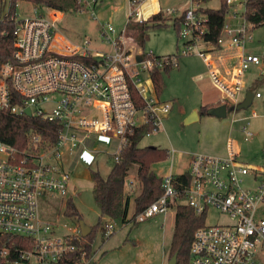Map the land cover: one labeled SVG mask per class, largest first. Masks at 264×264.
Listing matches in <instances>:
<instances>
[{"label":"built area","instance_id":"obj_1","mask_svg":"<svg viewBox=\"0 0 264 264\" xmlns=\"http://www.w3.org/2000/svg\"><path fill=\"white\" fill-rule=\"evenodd\" d=\"M76 1L77 12L90 11L97 20L94 7L99 0ZM211 1L186 0L176 18L179 55L156 56L142 55L140 49L136 53L127 45L128 22L144 21L138 0H128L126 24L119 33L111 22H97V38L79 42L58 33L62 12L33 6L31 14L21 15L16 4L14 12L8 5L2 14L0 0V22L12 24L7 34L13 41L11 58L0 63V112L27 117L29 110V118L57 125L54 141L31 134L22 149L0 141V264H92L78 225L60 236L58 224L41 217L39 200L67 198L71 176L65 158L74 152L92 153L103 140L112 147L105 153L114 163L141 126L158 131L171 104L156 95V70L174 69L178 56L196 55L219 92V105H225L227 113L239 111L236 107L248 90L244 74L251 67L264 68V50L259 56L244 50L255 29L247 19L248 5L257 0H222L228 12L215 45L203 37L205 11L214 9ZM227 59L235 60L231 67L225 66ZM262 97L253 92L252 100ZM256 116L253 112L238 119L245 122L240 128L245 141L253 137L247 126ZM234 147L227 138L223 157L191 155L183 172L189 182L182 193L174 184L175 175L166 173L161 177L162 196L135 218L141 223L178 204L205 219L210 210L224 218L212 225L204 221L194 232L188 264H264V170L242 164ZM127 186L131 190L133 184ZM113 221L103 220V239L114 233Z\"/></svg>","mask_w":264,"mask_h":264},{"label":"rangeland","instance_id":"obj_2","mask_svg":"<svg viewBox=\"0 0 264 264\" xmlns=\"http://www.w3.org/2000/svg\"><path fill=\"white\" fill-rule=\"evenodd\" d=\"M94 7V17L91 12H67L63 13L57 26L61 37L69 42H79L85 38L94 40L97 38V22H111L116 32H120L126 24L125 0H99ZM139 3L141 0H138ZM186 0H158L161 11L177 9L173 14L163 15L167 18L166 25L154 27L148 24L146 28L147 39L144 43V52L156 56L179 55L180 43L177 39V28L174 18H178ZM138 3V4H139ZM9 0H2V14H5ZM211 8H218V0L209 2ZM16 9L21 15L31 14L33 5L26 2H18ZM130 24L128 25V27ZM126 27V30L127 28ZM253 40L246 45L244 50L260 55L264 50V25L249 32ZM127 45L138 53L133 37L126 34ZM234 59L225 61L226 67H231ZM264 68L251 67L243 76L246 83L245 89L253 87L255 80L261 76ZM203 73L207 74V68L201 58L196 55L178 56L177 67L170 73L163 74L164 88L160 95L161 101L170 102V112L163 119L162 126L151 134L145 135L139 142V147L151 146L167 149L170 157L151 166V169L163 177L169 170L173 174L183 173L187 168V159L190 155L207 154L218 155L219 150L225 148L226 140L230 138L234 142V149L242 164L256 171L264 170V97L252 100L250 106L237 112L227 113L226 118L219 119L209 116L199 117L201 120L191 119V114L184 117V111L190 108L200 109V94H210L220 97L219 92L213 87L209 77L206 81L197 82L196 79ZM257 78V79H256ZM218 92V93H217ZM256 92L264 96V87L260 86ZM256 117L248 120V130L253 134L249 140H244L240 128L245 124L238 121L239 118ZM235 122H232V119ZM247 122V121H246ZM110 145L103 140L95 146L94 152L84 153L81 150L74 152L71 157L65 158V163L70 172L69 194L65 200H39L40 214L44 219L56 222L59 226L60 236L69 235L78 222L64 215L65 202L71 198L83 220L88 226L97 222L99 211L93 199V182L90 177V169L97 170L102 177L109 173L113 160L105 153L110 150ZM137 166L132 165L125 180V193L130 196L127 219L133 212V197L138 194L140 187L136 179ZM132 182L134 188L128 190L127 184ZM175 207L168 209L166 214L157 215L144 222L133 224L131 221L121 223L114 220V233L111 237L103 239L98 231L92 244V264H167L168 252L174 226ZM216 222H225V219L210 210L205 219L206 225Z\"/></svg>","mask_w":264,"mask_h":264},{"label":"trees","instance_id":"obj_3","mask_svg":"<svg viewBox=\"0 0 264 264\" xmlns=\"http://www.w3.org/2000/svg\"><path fill=\"white\" fill-rule=\"evenodd\" d=\"M18 2L30 3L35 7H47L62 13L77 12L79 9L76 0H9L11 12H14L15 5ZM138 3L136 2V4ZM227 12L228 8L222 0L218 9H208L205 11L208 18L206 32L203 35L205 41L213 45L216 44ZM247 19L255 25V28L264 25V0H257L248 5ZM166 20L167 18L159 12L139 23L128 22L126 27L129 24L130 26L127 28L126 34L133 37L142 55H145L144 43L145 39L148 38L146 35L148 24L153 23L154 27H161L166 25ZM174 25L178 29V21ZM11 30V23L0 22V63L8 61L11 58L13 41L12 37L7 34ZM170 71L172 69L165 68L161 71L156 70L152 74L153 85L158 97H160L164 88L163 74L168 75ZM260 86L264 87V73L258 80L254 81L253 87L248 90L256 92ZM134 100L139 106L142 105L140 97L136 94H134ZM209 108H211L209 105L200 107L197 111L198 116H207L206 111ZM56 130L57 125L54 123L41 121L35 117H16L0 112V141L18 149L24 148L31 134H39L45 140L54 141ZM151 133L152 128L150 126H141L132 139L131 144L119 154L118 161L113 163L106 177H102L97 170L90 169V177L93 182V199L99 211V216L96 224L91 226V233L84 241L83 246L86 249L87 255L92 254V244L96 233L98 231L100 233L103 232L104 219L120 220L123 224L129 221L137 224L135 221L136 216L162 196V178L151 169V166L167 160L170 157V152L167 149L158 147H139L140 140L146 134ZM132 165L137 166L136 179L140 190L133 197V212L131 217L127 219L130 196L125 193V180ZM178 182L181 183L180 187L178 186ZM188 182L189 177L186 173L175 175L174 184L180 193H182V188ZM64 215L75 219L77 222L81 219V215L71 198H68L65 202ZM204 221V214L196 215L188 206L178 204L175 207L174 226L168 260L176 253V264H188L194 232L204 225Z\"/></svg>","mask_w":264,"mask_h":264},{"label":"crops","instance_id":"obj_4","mask_svg":"<svg viewBox=\"0 0 264 264\" xmlns=\"http://www.w3.org/2000/svg\"><path fill=\"white\" fill-rule=\"evenodd\" d=\"M127 6H128V0H125V8L127 9ZM137 7L139 9V12L141 14V17L143 20H146L148 19L149 17L153 16V15H156L158 14L159 12H161L163 15H167V14H164L162 11H161V7L159 5V2L158 0H141L139 4H137ZM168 16V15H167ZM174 23L177 21L176 18L173 19ZM208 77L206 76V74L203 75V73L201 75H199L196 79L197 82H203V81H206ZM214 87V86H213ZM215 88V87H214ZM216 89V88H215ZM216 91H218L216 89ZM218 93V92H217ZM160 99V97H159ZM206 105H209L210 107H215L217 105H219V97H218V94L216 95H210V94H205V93H201L200 94V107H203V106H206ZM194 112L197 113V110H195L193 107L188 109L187 111H184V117H187L188 114H193ZM191 114V115H192ZM207 117V116H206ZM214 118V117H213ZM199 120H201L199 117L197 118ZM194 120V119H193ZM196 120V119H195ZM221 152V153H220ZM220 154L216 155L217 157H223L225 156V148H222L221 150H219ZM204 155H207V154H204ZM191 156V155H190ZM190 156L188 157V161H187V164L189 162V159H190ZM210 156H214V155H210ZM167 173H171V170H169V172ZM178 174H181V173H178ZM178 174H173V175H178ZM159 176V175H158ZM161 177V176H160ZM130 184H133L132 182H129ZM134 188V184H133V187L132 189Z\"/></svg>","mask_w":264,"mask_h":264},{"label":"water","instance_id":"obj_5","mask_svg":"<svg viewBox=\"0 0 264 264\" xmlns=\"http://www.w3.org/2000/svg\"><path fill=\"white\" fill-rule=\"evenodd\" d=\"M252 99H253V92L250 90H246L245 92V97L243 99V101L237 105L236 109L237 110H242V109H246L248 106H250V104L252 103ZM230 111V110H228ZM207 116L209 117H215V118H219V119H223L226 118L227 116V109L225 105H217L215 107H211L206 111ZM25 115L29 118L30 117V112L29 110L25 111ZM198 118V114L196 112H194L191 115V119L195 120ZM78 227L80 230V233L82 235V237L86 238L90 233H91V226H88L83 220H79L78 221ZM176 260H177V254L175 253L169 260L167 264H176Z\"/></svg>","mask_w":264,"mask_h":264}]
</instances>
